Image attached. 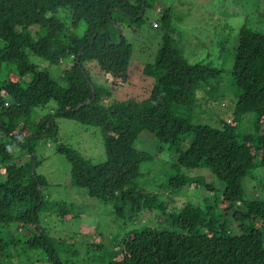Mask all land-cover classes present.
I'll return each mask as SVG.
<instances>
[{
    "label": "trees",
    "instance_id": "obj_1",
    "mask_svg": "<svg viewBox=\"0 0 264 264\" xmlns=\"http://www.w3.org/2000/svg\"><path fill=\"white\" fill-rule=\"evenodd\" d=\"M153 1L0 0V264H70L61 255L86 244L47 233L52 218L87 215L65 200H51L49 182L38 172L35 143L58 134L59 116L99 128L106 152L95 163L59 143L72 185L113 204L120 219L153 215L155 226L112 239L108 264H264V180L258 173L264 169V28L245 24L235 36L237 94L225 117L196 119L195 113L223 98L224 69L189 61L172 36L170 8L155 63L145 69L154 79L148 95L114 100V91L128 83L133 54L122 27L141 23ZM226 47L227 41L221 50ZM92 66L103 83L91 75ZM93 88L96 99L83 105ZM51 102L55 114L36 116ZM252 114L244 130L242 119ZM144 132L176 155L180 173L167 181L151 176L146 166L155 156L136 147ZM201 168L222 187L182 172ZM250 179L257 188L250 189ZM200 186L208 192L203 199L179 195Z\"/></svg>",
    "mask_w": 264,
    "mask_h": 264
},
{
    "label": "rangeland",
    "instance_id": "obj_2",
    "mask_svg": "<svg viewBox=\"0 0 264 264\" xmlns=\"http://www.w3.org/2000/svg\"><path fill=\"white\" fill-rule=\"evenodd\" d=\"M169 8L174 31L172 36L184 50L189 61L192 63L210 61L213 66L224 69L220 78L223 98L218 105L206 108L203 114L195 113L196 119L207 121L210 113H213L212 117L215 119L219 116L225 117L232 112L237 94V87L231 75L234 61L231 57L232 51L238 44L235 36L245 24L260 30L264 28V0H154L153 5L146 9L141 23H125L122 27L123 34L133 45V54L128 83L114 91L113 99L122 101L129 98H144L148 95L154 79L147 77L145 69L155 63L164 34L162 18ZM37 30L36 27L32 28V32L36 33ZM226 41L227 47L221 50L223 42ZM33 61L38 62V59L34 57ZM91 75L97 76L99 82H104L97 67L92 66ZM55 108L56 104L51 102L46 108H37L36 116L51 112L55 114ZM252 119L253 114L242 119L241 126L244 130ZM56 122L58 124L56 136L41 138L34 142L35 155L40 161L42 160L38 172L49 182L45 193L51 200H65L72 203L75 210H83L87 215L74 220L58 221L52 218L47 233L65 243H72L73 240L81 244L86 243L75 247L78 250L76 254L61 255L64 261L70 260V264H108L107 253L112 251L114 243L112 239L121 238L124 232L132 229L155 226L153 215L141 213L133 218L126 216L120 219L116 216L113 204L92 199L84 190L74 187L71 183V164L58 152L57 146L62 143L72 147L85 158L99 163L106 159L102 135L97 127L83 125L65 117H57ZM136 147L155 156L156 161L146 166L151 176H156L154 179L167 181L181 172L173 166L176 155L166 146L161 150L159 141L153 134L142 133ZM158 154H160L159 158H157ZM182 172L196 178L201 177L206 183H214L217 189L222 187V182H219L208 168L195 171L182 169ZM258 173L264 180V169H259ZM257 183L256 180L250 179L248 186L250 189L254 186L257 188ZM207 194L205 186H200L198 189L182 191L179 195L191 201V199H203ZM91 244L101 246L95 249ZM34 256H38L37 251Z\"/></svg>",
    "mask_w": 264,
    "mask_h": 264
},
{
    "label": "water",
    "instance_id": "obj_3",
    "mask_svg": "<svg viewBox=\"0 0 264 264\" xmlns=\"http://www.w3.org/2000/svg\"><path fill=\"white\" fill-rule=\"evenodd\" d=\"M93 92H94V95H93V98L90 100V101H88V102H86L85 104H83V105H86V104H89V103H91V102H93L95 99H96V93H95V89L93 88ZM83 105H80L79 107H78V109L81 107V106H83ZM34 156V164H33V171L35 170V168H36V162H35V155H33Z\"/></svg>",
    "mask_w": 264,
    "mask_h": 264
}]
</instances>
